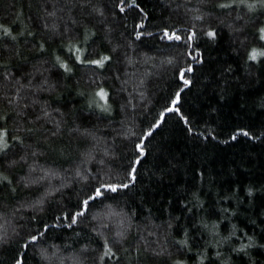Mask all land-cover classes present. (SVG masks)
Masks as SVG:
<instances>
[{
    "label": "trees",
    "instance_id": "16d2710c",
    "mask_svg": "<svg viewBox=\"0 0 264 264\" xmlns=\"http://www.w3.org/2000/svg\"><path fill=\"white\" fill-rule=\"evenodd\" d=\"M263 28L264 0H0V264H264Z\"/></svg>",
    "mask_w": 264,
    "mask_h": 264
},
{
    "label": "snow or ice",
    "instance_id": "6c2138e0",
    "mask_svg": "<svg viewBox=\"0 0 264 264\" xmlns=\"http://www.w3.org/2000/svg\"><path fill=\"white\" fill-rule=\"evenodd\" d=\"M121 10H123V9H121ZM164 35L167 36L169 39H172V38L179 39L178 36H175V33H173L172 35H169L167 32H165ZM209 35H214V33H209ZM256 55H257V53L254 51L251 58L255 59ZM260 55H264V53H260ZM94 63L100 64V63H102V61H94ZM190 70L191 69H188V71H190ZM181 78L183 79V73H181ZM187 83H189V82L185 81V84H187ZM100 95H101V97H103L105 94L103 92H101ZM178 96H179V94H177V98H178ZM169 110L171 111L172 109H169ZM245 135H247V133H245ZM133 171H134V169H133ZM124 187H127V185H124ZM112 190L115 191L116 189L112 188ZM96 195L97 196L101 195V192L99 189H97ZM87 203H88V201H84L85 206L87 205ZM33 239H35V237Z\"/></svg>",
    "mask_w": 264,
    "mask_h": 264
},
{
    "label": "rangeland",
    "instance_id": "374dc122",
    "mask_svg": "<svg viewBox=\"0 0 264 264\" xmlns=\"http://www.w3.org/2000/svg\"><path fill=\"white\" fill-rule=\"evenodd\" d=\"M262 37H263V40H264V28L262 29Z\"/></svg>",
    "mask_w": 264,
    "mask_h": 264
}]
</instances>
